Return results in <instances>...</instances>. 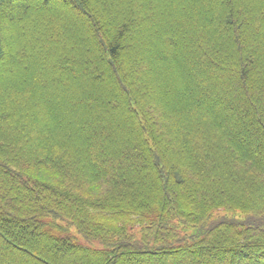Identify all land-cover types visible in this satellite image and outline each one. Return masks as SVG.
I'll return each mask as SVG.
<instances>
[{
    "label": "trees",
    "instance_id": "1",
    "mask_svg": "<svg viewBox=\"0 0 264 264\" xmlns=\"http://www.w3.org/2000/svg\"><path fill=\"white\" fill-rule=\"evenodd\" d=\"M0 264H264V0H0Z\"/></svg>",
    "mask_w": 264,
    "mask_h": 264
},
{
    "label": "rangeland",
    "instance_id": "2",
    "mask_svg": "<svg viewBox=\"0 0 264 264\" xmlns=\"http://www.w3.org/2000/svg\"><path fill=\"white\" fill-rule=\"evenodd\" d=\"M76 10V9H75Z\"/></svg>",
    "mask_w": 264,
    "mask_h": 264
}]
</instances>
